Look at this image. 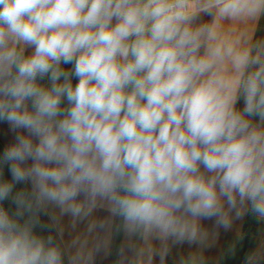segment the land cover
Here are the masks:
<instances>
[{
	"label": "clouds",
	"instance_id": "clouds-1",
	"mask_svg": "<svg viewBox=\"0 0 264 264\" xmlns=\"http://www.w3.org/2000/svg\"><path fill=\"white\" fill-rule=\"evenodd\" d=\"M200 12L254 20L264 0H0V264H64L34 231L48 205L103 202L129 232L190 243L242 206L264 217V41Z\"/></svg>",
	"mask_w": 264,
	"mask_h": 264
},
{
	"label": "crops",
	"instance_id": "crops-1",
	"mask_svg": "<svg viewBox=\"0 0 264 264\" xmlns=\"http://www.w3.org/2000/svg\"><path fill=\"white\" fill-rule=\"evenodd\" d=\"M195 24L214 25L223 39L238 40L242 45L264 41V16L254 20H231L200 12ZM33 50L29 47L26 53ZM237 107H243L242 100ZM12 142L14 137L9 126L0 122V154L3 146ZM4 178L10 179L6 166ZM22 188H30V185L16 186V190ZM6 205L10 212L15 211L10 202L6 201ZM240 211L243 215L239 219L232 214L228 229L218 227L214 220L201 221V235L191 243L171 239L161 241L153 234L129 232L123 221L112 216L103 202L98 203L87 217L62 214L59 208L48 205L39 213L38 225L41 235L51 236L61 249L64 264H161L159 253L165 249L163 264H264V217L257 215L256 224L248 232L251 212L247 211V206H242ZM248 237L251 247L248 256L244 257Z\"/></svg>",
	"mask_w": 264,
	"mask_h": 264
},
{
	"label": "trees",
	"instance_id": "trees-1",
	"mask_svg": "<svg viewBox=\"0 0 264 264\" xmlns=\"http://www.w3.org/2000/svg\"><path fill=\"white\" fill-rule=\"evenodd\" d=\"M256 220H257V215L250 213L249 218H248V225H247V231L248 232L252 231L253 226L256 224ZM250 247H251V239H249V237H248L244 257L248 256Z\"/></svg>",
	"mask_w": 264,
	"mask_h": 264
},
{
	"label": "rangeland",
	"instance_id": "rangeland-1",
	"mask_svg": "<svg viewBox=\"0 0 264 264\" xmlns=\"http://www.w3.org/2000/svg\"><path fill=\"white\" fill-rule=\"evenodd\" d=\"M39 227H40V226L37 224V225L35 226V228H34V231H35L36 234L42 236V235H41L42 232H41V230L39 229ZM42 237H43V236H42Z\"/></svg>",
	"mask_w": 264,
	"mask_h": 264
},
{
	"label": "built area",
	"instance_id": "built-area-1",
	"mask_svg": "<svg viewBox=\"0 0 264 264\" xmlns=\"http://www.w3.org/2000/svg\"><path fill=\"white\" fill-rule=\"evenodd\" d=\"M3 207L7 209L6 201L3 203Z\"/></svg>",
	"mask_w": 264,
	"mask_h": 264
}]
</instances>
